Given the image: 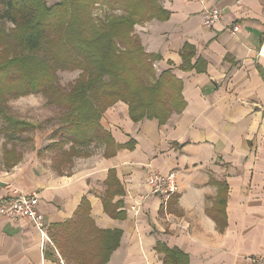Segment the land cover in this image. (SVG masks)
Here are the masks:
<instances>
[{
    "label": "crops",
    "instance_id": "1",
    "mask_svg": "<svg viewBox=\"0 0 264 264\" xmlns=\"http://www.w3.org/2000/svg\"><path fill=\"white\" fill-rule=\"evenodd\" d=\"M158 2L167 19L135 24V30L144 50L160 56L156 72L170 68L182 80V110L162 123L133 122L127 104L117 101L100 124L114 143L132 139L133 148L105 156L97 145L98 152L67 171L36 153L0 163V203L12 189L36 192L43 218L0 215V264H78L61 243L62 229L81 224L86 210L95 241L104 231L119 232L106 264H162L158 244L187 254L189 264H247V257L264 254V0ZM208 7L222 16L206 27ZM232 24H238L234 34L227 29ZM185 43L193 48L191 64L201 59L203 71L180 68ZM147 165L175 173L177 189L165 205L147 193ZM110 172L122 193L105 201ZM220 183L226 187L222 230L206 212ZM94 244L88 253L95 254Z\"/></svg>",
    "mask_w": 264,
    "mask_h": 264
},
{
    "label": "trees",
    "instance_id": "2",
    "mask_svg": "<svg viewBox=\"0 0 264 264\" xmlns=\"http://www.w3.org/2000/svg\"><path fill=\"white\" fill-rule=\"evenodd\" d=\"M5 1L0 21V133L5 141L34 127L15 117L8 106L9 98L21 95L39 93L47 106L58 111L60 123L53 129L47 149L67 144L78 154L95 145L104 146L105 156L120 148H133L132 139L124 145L114 143L100 124L102 113L117 101L127 104L133 122L155 118L162 123L182 110V80L170 68L157 73L153 62L160 56L147 53L135 34V24L167 19L169 12L158 0ZM95 6L119 14L100 21L92 12ZM179 54L180 68L204 70L201 59L191 64L194 53L190 44L185 43ZM64 69L80 71L68 89L58 80L57 71ZM106 185L103 200L122 193L112 172ZM225 189L220 183L214 206L206 210L220 230L225 223ZM87 213L79 216L81 224L63 225L61 243L70 247L74 256H82L95 242L98 248L91 262L84 263L106 264L117 246L119 232L104 231L95 241L91 237L96 232L89 230ZM157 251L163 253L162 264H189L187 254L175 247L158 244Z\"/></svg>",
    "mask_w": 264,
    "mask_h": 264
},
{
    "label": "rangeland",
    "instance_id": "3",
    "mask_svg": "<svg viewBox=\"0 0 264 264\" xmlns=\"http://www.w3.org/2000/svg\"><path fill=\"white\" fill-rule=\"evenodd\" d=\"M54 1L47 0L48 3H53ZM5 2V0H0V21ZM97 7L95 6L92 12H95L97 19L100 21L106 20L111 14H119V12L115 10L111 11L107 8L104 11V7L100 11L101 8ZM6 25L8 26L9 22ZM135 34H137L136 30ZM57 72L59 84L63 88L68 89L69 85L78 78L80 71L64 69ZM7 103L15 117L33 124L34 127L16 135L13 140L8 142L5 141L3 135L0 133V163H3L5 166L18 162L23 155L36 153L44 157V159L46 158L48 162L51 161V163L49 162L51 166L67 171L75 160L99 151L100 147L97 145L89 147L85 153L81 154L69 150V145L67 144L62 148L47 149L52 141L53 129L59 125L60 121L58 111L52 106H47L45 98L41 94H28L21 95L18 98H9ZM91 256V253L85 252L82 256H75L78 259L76 262L78 264H81L82 261L91 262Z\"/></svg>",
    "mask_w": 264,
    "mask_h": 264
},
{
    "label": "built area",
    "instance_id": "4",
    "mask_svg": "<svg viewBox=\"0 0 264 264\" xmlns=\"http://www.w3.org/2000/svg\"><path fill=\"white\" fill-rule=\"evenodd\" d=\"M221 10L215 7H208L203 10L202 24L206 27L212 26L220 20ZM230 33L238 31V24H232L227 28ZM144 186H146L149 196L157 197L163 205L167 203L170 196L177 189L175 184V173H163L149 165L145 168ZM38 199L36 192H22L21 190L12 189L9 196L0 203V215L12 219H29L34 223H39L42 213L38 210ZM133 211L137 210L134 205L130 206ZM247 264H264V254L253 255L246 258Z\"/></svg>",
    "mask_w": 264,
    "mask_h": 264
}]
</instances>
